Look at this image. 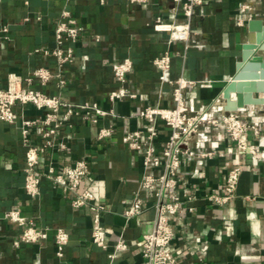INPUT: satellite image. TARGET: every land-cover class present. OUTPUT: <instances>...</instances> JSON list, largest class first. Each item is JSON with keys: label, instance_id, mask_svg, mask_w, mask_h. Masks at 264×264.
Instances as JSON below:
<instances>
[{"label": "crops", "instance_id": "obj_1", "mask_svg": "<svg viewBox=\"0 0 264 264\" xmlns=\"http://www.w3.org/2000/svg\"><path fill=\"white\" fill-rule=\"evenodd\" d=\"M247 0H210L195 12L192 28L198 32L202 47L185 50L183 43H175L174 56L168 78L184 76L198 84L188 88V103L196 108L219 96L237 73L242 59L243 45L254 42L248 24L237 25L239 7ZM253 19L264 23V0H252ZM173 0H152L139 6L127 1L106 0H0V25L9 27V40H0V85L6 86L11 74L26 78L37 68H48L53 74L61 72L67 86L61 92L57 82L41 86L34 81L32 88L50 95L62 94L74 103H96L116 117L101 118L92 125L74 118L58 132V142L65 150H52L42 158L40 170L50 165L59 169L86 159L90 170L82 183L104 205L103 223L108 231L109 249L92 243L93 211L75 210L73 195L43 179L41 195L32 199L24 190L26 147L20 125L0 121V218L13 207L38 227L50 228L49 238L39 244L14 248L13 242L22 228L4 223L0 227V264H143L140 243L153 230L155 211L153 197L144 195L145 211L130 220L124 212L140 188L144 174L143 152H132L123 142L128 132L148 129L146 121L138 117L147 105L172 107L174 86L161 80L154 65L167 45L158 38L152 24L158 15L166 20L183 21L182 10L173 12ZM64 11H70L85 27L82 38L74 44L75 62L59 68L57 59L47 55L56 47L55 30ZM101 38L100 42L96 37ZM37 50H41L37 52ZM130 59L134 69L127 84L138 92L136 99L112 103L109 95L121 87L112 74V65ZM264 96V95H263ZM44 111L28 108L25 115L41 118ZM114 128L111 140L100 142L97 134L103 127ZM31 142L43 143L38 129L30 131ZM171 131L159 124V135L153 146H165ZM205 151L214 155L207 160L189 159L179 179V193L196 196L189 203L193 213L174 219L175 238L172 252L179 264H264V160L239 153L227 139L223 128L212 129ZM264 150V124L261 137L249 136ZM243 166V173L235 200L218 206L206 199L212 190L223 192L224 178L235 165ZM64 228L70 242L64 257L57 256L55 233ZM123 237L129 249L112 262L109 254Z\"/></svg>", "mask_w": 264, "mask_h": 264}, {"label": "built area", "instance_id": "obj_2", "mask_svg": "<svg viewBox=\"0 0 264 264\" xmlns=\"http://www.w3.org/2000/svg\"><path fill=\"white\" fill-rule=\"evenodd\" d=\"M127 1L139 6L150 5L152 0H117ZM210 0H173V12L177 14L182 10L183 21L166 20L158 15L152 24L158 38L167 45V50L154 61L160 71L163 82L174 86L172 92V107L161 105H147L140 109L138 117L146 121L148 129L128 132L123 137V142L132 152H143L144 174L140 181V188L134 194L132 201L124 212L126 220L141 215L145 211L144 195H151L154 199L152 207L155 211L153 230L146 234L141 243L143 264H179L172 252V242L175 238L174 219L183 217L184 214L193 213L195 208L189 203L196 200L195 195L179 193V179L189 159L207 160L214 155L212 151H205L204 147L210 141V131L223 128L227 139L239 153L251 157H260L264 160V150L249 136L255 139L261 137V126L264 124V104L247 106L238 111L226 110V101L223 92L208 104L196 108L188 103V88H194L198 83L186 79L184 76L171 80L168 75L172 69L174 56L179 52L172 51L175 43H183L185 50L202 47L199 33L192 28L195 12L206 6ZM104 5L106 0H99ZM254 1L247 0L239 7L237 25L245 27L254 20L250 13ZM86 29L73 16L70 11H64L55 30L56 47L52 51H45L47 55L54 56L59 68L75 62L76 44L85 33ZM8 25H0V40H9ZM100 42L101 38L96 37ZM41 50H37L40 52ZM134 63L130 59L112 65V74L121 87L109 95L112 103L125 99H136L138 92L128 89L130 75ZM34 81L45 87L57 82V88L62 92L66 81L61 72L53 74L48 68H37L30 76L23 78L11 74L6 86L0 85V121L20 125L23 142L26 147V167L24 190L28 197L36 199L41 195L43 179L48 180L54 188L73 195L71 206L75 210L90 208L93 211L92 243L104 250L110 248L108 244V231L103 223V214L107 212L104 205L96 203V197L89 189H82V183L90 170L86 159H79L72 165H62L59 169L50 165L46 172H41L40 166L45 154L52 150H65L67 145L58 142V132L65 125H71L74 118H81L92 125L98 124L101 118L116 117L114 111L102 110L96 103L74 104L64 100L61 93L50 95L32 88ZM28 108L44 111L41 118H29L25 115ZM159 124H164L171 131L165 146L158 151L153 143L159 135ZM38 129L43 143L35 145L31 142L30 131ZM114 128L103 127L97 134L100 142L111 140ZM243 166H233L224 178L223 192L212 190L206 199L218 206H225L235 200ZM4 223L17 225L22 232L14 240V248L24 245L39 244L49 238L50 228L38 227L26 217L21 208L16 206L5 212L0 218V227ZM57 256L64 257L65 249L70 242V234L64 228H58L55 233ZM129 249L126 240L121 237L109 254L112 262L120 258L121 254ZM201 264L203 260H201Z\"/></svg>", "mask_w": 264, "mask_h": 264}, {"label": "water", "instance_id": "obj_3", "mask_svg": "<svg viewBox=\"0 0 264 264\" xmlns=\"http://www.w3.org/2000/svg\"><path fill=\"white\" fill-rule=\"evenodd\" d=\"M248 30L256 35L254 42L243 45L237 73L223 90L226 110L238 111L247 106L264 104V23L254 19Z\"/></svg>", "mask_w": 264, "mask_h": 264}, {"label": "bare ground", "instance_id": "obj_4", "mask_svg": "<svg viewBox=\"0 0 264 264\" xmlns=\"http://www.w3.org/2000/svg\"><path fill=\"white\" fill-rule=\"evenodd\" d=\"M263 98H264V96H263Z\"/></svg>", "mask_w": 264, "mask_h": 264}]
</instances>
